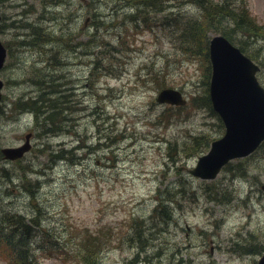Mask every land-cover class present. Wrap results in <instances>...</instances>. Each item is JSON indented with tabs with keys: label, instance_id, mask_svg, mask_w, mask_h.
Segmentation results:
<instances>
[{
	"label": "rangeland",
	"instance_id": "374dc122",
	"mask_svg": "<svg viewBox=\"0 0 264 264\" xmlns=\"http://www.w3.org/2000/svg\"><path fill=\"white\" fill-rule=\"evenodd\" d=\"M47 1L0 0V40L9 49L0 70V147L18 145L25 133L33 132L32 147L22 159H0V217L23 214L36 220L31 264H82V238L88 234L100 237L91 264H136L137 245L145 244L139 259L147 253L150 258L139 264H257L263 249L253 250L254 244L264 247V193L259 189L264 182V147L232 160L213 180L188 172L204 152L203 146L190 147L193 136L214 138L224 132L214 112L195 100L206 94L203 52L206 36L213 34L204 31L200 46L189 43L184 23L203 8L192 0H172L176 3L160 11L150 12L147 6L136 13L133 7L138 5L130 0H60L40 16ZM215 1L246 6L264 26V0ZM20 2L23 6L14 7ZM95 7L99 13L92 15ZM23 8L34 12L25 19ZM100 18L105 26L90 25ZM145 18L151 22H143ZM45 26L58 37L38 40ZM25 29L33 32L30 39L24 37ZM61 30L82 33L72 36L82 40V53L61 41ZM251 41L264 52V38ZM39 42L54 44L71 57V65L64 70L53 48L29 46ZM84 59L94 60L99 77L89 76ZM48 60L56 74L44 75L34 89L31 68L43 67ZM257 77L264 86V66ZM51 78H56L53 90L74 88L81 109L74 115L73 129L47 134L36 127L31 111L17 115L15 106L18 98L51 90ZM163 87L182 91L187 103L156 102ZM67 92L58 90L57 96ZM80 136L98 149H76ZM62 147L63 154L71 152L57 159L55 150ZM241 169L246 172L241 174ZM37 177L40 188L33 200L25 187ZM214 185L230 192V199L207 201L206 192ZM160 199L171 216L167 223L159 220L160 209L155 210ZM133 225L143 231L134 232ZM0 264L11 262L0 256Z\"/></svg>",
	"mask_w": 264,
	"mask_h": 264
},
{
	"label": "trees",
	"instance_id": "16d2710c",
	"mask_svg": "<svg viewBox=\"0 0 264 264\" xmlns=\"http://www.w3.org/2000/svg\"><path fill=\"white\" fill-rule=\"evenodd\" d=\"M49 1L52 2V5L60 3V0ZM192 1L201 6L203 8V12L198 17L192 16L188 18L184 23V28L189 31V37L187 38L189 43L195 42L200 46V43H204V39H202L204 31L207 29L220 30L230 39H232L233 36L237 38V44L242 50L254 58L259 59L260 62L264 64V52L261 51L260 48L251 46L252 38H264V26L256 22V20L250 15V12L247 11L246 7H240V5L237 6L239 8L232 7L230 6L232 3L227 1H223L221 3L216 2L215 0ZM129 2L138 5H134L135 12L137 13L144 11L147 6L150 7V12L160 11L163 7L171 6V2L174 1L167 0L165 3H160V0H130ZM46 14L47 13L45 12L44 15ZM142 21L146 23L151 22L150 18L142 19ZM25 30L27 32H25L24 37H29L30 39L33 32H30L28 29ZM38 34H41L40 39H38L40 41H49L50 38L58 37L57 34L48 30L46 26L45 30H41V32H38ZM76 34L82 33L79 31L78 33H75V36ZM72 36L73 34L68 35V37L66 36L65 39H62L61 41L66 42L71 48L82 44V40L76 41L73 39L75 36ZM122 44L124 47H128V43L126 41L122 42ZM204 54H206V50ZM207 68H209L208 65ZM55 82L56 78L47 80L51 90H53ZM58 89L59 86L54 90L53 94H50L52 91L49 90L43 93L41 91H37L35 97L27 98L25 102V107L29 108L30 111H33L32 108H34L36 116H40V119L38 120L40 121L41 126H48L52 128L51 132L64 130L63 128L66 127V125H71L67 124V122L69 120L73 122L75 117L74 115L78 110L81 109L78 106L77 100L74 99L71 101L68 99L69 96L67 95L70 93H62L61 95L57 96ZM40 93L42 94L40 95ZM205 99L206 103H208L207 96ZM20 105V103L17 104V109L22 111ZM53 121H55L57 127H53V124H51ZM47 133L50 132L47 131ZM190 147L195 149L197 148V144H190ZM63 151L64 149L61 151V153ZM245 171L246 169H241L240 173L243 174ZM221 189L222 188H220V186L214 185L212 188L208 189L206 193L209 196L218 198L225 195V193L221 192ZM35 223L36 220L34 218H29L28 220L26 217H24V215L2 214L0 217V256L9 258L11 264H31L32 254L30 253V242L33 234L31 227ZM82 241L84 247V251L81 252L82 264H91L90 257L96 254V247H98L100 237L88 234L83 236Z\"/></svg>",
	"mask_w": 264,
	"mask_h": 264
},
{
	"label": "water",
	"instance_id": "95a60500",
	"mask_svg": "<svg viewBox=\"0 0 264 264\" xmlns=\"http://www.w3.org/2000/svg\"><path fill=\"white\" fill-rule=\"evenodd\" d=\"M5 55L0 42V68ZM209 56L212 63L210 99L213 108L221 114L225 133L212 142L210 151L198 158L190 172L211 179L225 162L249 154L264 139V89L255 77L258 66L224 36L212 37ZM156 99L174 104L186 101L178 90L171 88L162 89ZM29 136L26 135L23 145L2 148L4 156L8 159L22 156L30 149ZM258 264H264V253Z\"/></svg>",
	"mask_w": 264,
	"mask_h": 264
},
{
	"label": "bare ground",
	"instance_id": "6f19581e",
	"mask_svg": "<svg viewBox=\"0 0 264 264\" xmlns=\"http://www.w3.org/2000/svg\"><path fill=\"white\" fill-rule=\"evenodd\" d=\"M47 1V0H46ZM58 1V0H57ZM85 0H82L81 2H84ZM52 2L51 1H47V2H44V5H45V8H44V12H42L41 14H40V16H42V15H44V13L45 12H48V9H49V6H50V4H51ZM56 4V3H55ZM85 4H87V6L88 7H90V6H92V3L91 2H86ZM57 5H58V3H57ZM21 6H23V4L20 2L19 4H16L14 7H21ZM95 9H96V11H93L92 12V15H93V13H99L98 12V9L95 7ZM34 11L31 9V8H23V9H21L20 10V13L21 14H24L25 15V19L30 15V14H32ZM24 19V20H25ZM88 20H89V17H87L86 19H85V22H84V25H86L87 24V22H88ZM106 21L103 19V18H100V22L97 24V22H96V20L95 19H92L91 20V24L90 25H94V27H96V28H99V27H101V26H105L106 25V23H105ZM67 31H64V30H61L60 32H59V36L61 37V40L62 39H65V37L67 36L68 37V35H72V34H75V33H72V32H67ZM77 33V32H76ZM229 40L231 41V42H234V43H237V38H235L234 36L232 37V39H230L229 38ZM89 41H91V38H90V40H85V41H83V44H86V43H88ZM63 43H66V42H63ZM67 44V43H66ZM29 46H40V47H44V48H46V47H48V48H53V51H54V53L55 54H58V55H60L61 56V58H62V60H60L61 62H62V68L65 70V67H69V65H71V63H70V58L71 57H68V56H65V55H63V54H61L59 51H58V49H57V47H55V45L54 44H48V43H34L33 45H29ZM69 46V45H68ZM82 44H80V45H78V47L76 46V47H72L73 49H75V50H78V51H80L81 53H82ZM82 56H84V54H82ZM5 58H7V55H5ZM83 58H87L86 56L85 57H83ZM74 60H75V62L76 63H78V64H82V62H80L81 61V59H77V58H73ZM83 61V63L85 64V65H87L88 67H89V70H88V74H89V76L90 77H99L100 75H101V72H100V69L98 68V66L96 65V64H93V62H94V60L93 59H84V60H82ZM75 62H73V64H75ZM83 65V64H82ZM67 67V68H68ZM49 73H52V74H56L55 73V69H54V67L52 66V62H51V60H48V61H46L45 62V65L43 66V67H39V68H37V67H32L31 68V75L33 76V79L31 80V84H34V89H35V85H36V83H37V81L39 80V79H41L44 75H46V74H49ZM39 74V75H38ZM103 75H106L105 73H102V76ZM211 75H212V70L210 69V68H207V66L206 65H204V68H203V77H204V79H203V81H205V83L207 82V81H209V79L211 78ZM42 76V77H41ZM23 80H26V79H23ZM205 83H203V84H205ZM171 89H175V88H173V87H170ZM74 88H70L68 85H63V86H59V89L58 90H70V92H67V93H70L69 95H67V96H69L68 97V99L69 100H71V101H73L74 100V98H73V95L72 94H75L74 93V90H73ZM49 91H52L50 94H53L54 93V90H49ZM180 91V90H179ZM36 92V91H35ZM180 93H181V95L183 96V97H185L186 98V96L184 95V93H182V91H180ZM21 98H18L17 100H20ZM44 99V98H43ZM27 100V99H26ZM26 100H22V101H20V107H21V109L22 110H28L29 108H27V107H25L26 105H25V102H26ZM76 105V104H75ZM46 107H47V105H46ZM33 109V111H32V114H33V117H34V122H35V125H36V127H38V128H40V129H42V130H44L46 133H47V131L48 132H51L52 130V128H50V127H48V126H41V123H40V121L38 120V119H40V116L39 117H37L36 116V114H35V111H34V108H32ZM39 109V108H38ZM23 112H21V111H18L17 112V115H21ZM214 115H216L217 116V118L219 119L220 117H221V114L220 113H214ZM72 121H68L67 122V124H71L72 125ZM51 124H53V127H57V125L55 124V121H53V122H51ZM71 125H66V127H64L63 129L65 130V129H67V130H70L71 128L73 129V127H71ZM61 128H62V126H61ZM215 139L213 138V137H211V136H207V137H204V136H193V140H191L190 141V144H197V147H199V149L203 146L204 147V152H202L201 154H199L198 155V158L200 157V156H203V155H205V154H207L209 151H210V149H211V146H212V142L214 141ZM79 144L77 145V146H80L79 147V149L82 147H84V148H93V149H98V146L97 145H95V144H92V145H90V142H89V138H87V137H83L82 138V136H80L79 137ZM5 146H2V147H0V150L2 149V148H4ZM64 149V147H62V148H60L59 150H55L56 152H58L59 151V153H57L56 155H57V159H61V158H63V156H68V153L69 152H71L70 150H67V151H65L64 152V154H60V152L62 151ZM196 149V148H195ZM27 152H24L23 153V155L22 156H20V157H18V160H20V159H22L23 157H24V155L26 154ZM60 154V155H59ZM230 167V161H227V162H225L221 167H220V170L219 171H221L222 169H226V168H229ZM24 170V169H23ZM26 171V170H25ZM7 177H9V174H7ZM11 181V180H10ZM29 182V181H28ZM24 183V181H23V179H22V183H20V184H23ZM13 184V183H12ZM24 185V184H23ZM28 186L27 187H25V191H27V194L28 195H30L31 197V199H36V198H34L33 196L35 195V193L39 190V188H40V183H39V178L37 177L36 179L34 178L32 181H30L29 182V184H27ZM206 199H207V201L209 200V201H216V202H225V201H227V200H229L230 198L229 197H227V196H221V197H218V198H216V197H212V196H209V195H207L206 196ZM158 209H160L159 211H158V217H159V220L160 221H162V222H164V223H167L169 220L168 219H171V216L169 215V213H168V210H166L167 209V206H166V204L165 203H163L161 200H159L158 201V204H157V206H156V208H155V210L157 211ZM162 213V214H161ZM136 223L137 224H139V221H136ZM133 229H134V232H142L143 231V229H142V227H140L139 229H138V226H136V225H133ZM250 234H252V233H250ZM136 236H138L137 234H136ZM205 240V239H204ZM98 245H100V241H99V244ZM147 244H145V245H137L138 247H140V249H138L137 250V252H136V254H135V256H134V259L135 260H138L137 261V263L136 264H139V262L141 261V260H144L145 258H150L149 257V254L147 253V254H145V255H143V256H141L140 257V259H139V253H140V251H142V250H144V248H145V246H146ZM256 248V246H254V249ZM253 249V250H254ZM176 264H180V261H176L175 262Z\"/></svg>",
	"mask_w": 264,
	"mask_h": 264
}]
</instances>
